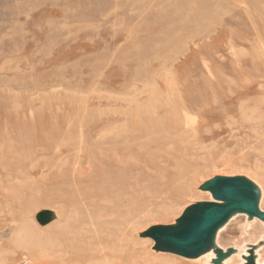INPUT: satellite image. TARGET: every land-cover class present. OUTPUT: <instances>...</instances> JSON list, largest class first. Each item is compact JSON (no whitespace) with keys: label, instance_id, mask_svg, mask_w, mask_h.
Instances as JSON below:
<instances>
[{"label":"rangeland","instance_id":"rangeland-1","mask_svg":"<svg viewBox=\"0 0 264 264\" xmlns=\"http://www.w3.org/2000/svg\"><path fill=\"white\" fill-rule=\"evenodd\" d=\"M217 175L264 210V0H0V264H44L22 223L51 241L87 208L103 238L70 264H205L139 234ZM250 248L264 221L235 214L208 264Z\"/></svg>","mask_w":264,"mask_h":264},{"label":"water","instance_id":"water-1","mask_svg":"<svg viewBox=\"0 0 264 264\" xmlns=\"http://www.w3.org/2000/svg\"><path fill=\"white\" fill-rule=\"evenodd\" d=\"M199 189L209 192L212 200L191 204L174 223L152 225L139 236L151 238L156 251L197 258L214 246L216 232L233 215L245 214L264 221V210L258 206V187L245 176L217 175L200 184ZM50 217L44 211L38 214V221L45 223ZM229 253L216 249L213 262L220 263ZM244 259L242 264H256L253 248Z\"/></svg>","mask_w":264,"mask_h":264},{"label":"bare ground","instance_id":"bare-ground-1","mask_svg":"<svg viewBox=\"0 0 264 264\" xmlns=\"http://www.w3.org/2000/svg\"><path fill=\"white\" fill-rule=\"evenodd\" d=\"M87 209H84L83 211L82 210L79 211L80 213L79 218L77 219L70 218L69 220H67V223L65 224L67 226H65L63 230L60 228L61 230L55 232V234L52 236L53 240L51 239V241L49 235H41V234L37 235V233L35 234V232H32L33 230L31 231L30 229L27 228V226L24 223H22L21 233L20 236H18L17 241L18 242L25 241L27 246L36 247V250L40 252L41 251L46 252V254L43 252L40 253L41 255L43 254L41 258H43L42 261L44 262V264H70L74 258L77 259L78 257L83 255L82 254L83 251L81 252L80 249L81 247L85 248V250L87 251L88 250L90 251L92 246L97 244L99 240L103 238L102 236L103 234L99 233L101 231L96 226V223L99 222V219L93 218L94 215L91 213L90 210ZM37 238L38 240H43V241H45L46 239V241L48 242L45 241V243L41 246L39 243H37L36 241ZM79 249H80L79 252H81V254L78 253ZM212 254L213 251L211 250L205 253V255H203V256H208L205 264H208V261L211 256L213 257ZM84 255L88 256L89 253L88 254L85 253ZM105 256L107 255L105 254ZM255 260H256V264L264 263V258L260 259L259 257H256V255H255ZM75 264H77V261Z\"/></svg>","mask_w":264,"mask_h":264}]
</instances>
